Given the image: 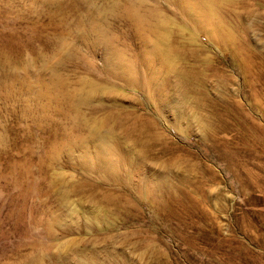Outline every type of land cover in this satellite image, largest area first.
I'll return each mask as SVG.
<instances>
[{"label":"rangeland","instance_id":"1","mask_svg":"<svg viewBox=\"0 0 264 264\" xmlns=\"http://www.w3.org/2000/svg\"><path fill=\"white\" fill-rule=\"evenodd\" d=\"M0 264H264V0H0Z\"/></svg>","mask_w":264,"mask_h":264},{"label":"bare ground","instance_id":"2","mask_svg":"<svg viewBox=\"0 0 264 264\" xmlns=\"http://www.w3.org/2000/svg\"><path fill=\"white\" fill-rule=\"evenodd\" d=\"M110 57H111V56H110ZM123 65H124V67H126V63H124Z\"/></svg>","mask_w":264,"mask_h":264}]
</instances>
